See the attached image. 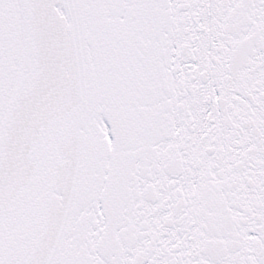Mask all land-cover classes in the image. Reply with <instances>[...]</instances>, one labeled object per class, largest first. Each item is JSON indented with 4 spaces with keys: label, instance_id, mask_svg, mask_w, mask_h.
Instances as JSON below:
<instances>
[{
    "label": "snow or ice",
    "instance_id": "obj_1",
    "mask_svg": "<svg viewBox=\"0 0 264 264\" xmlns=\"http://www.w3.org/2000/svg\"><path fill=\"white\" fill-rule=\"evenodd\" d=\"M0 264H264V0H0Z\"/></svg>",
    "mask_w": 264,
    "mask_h": 264
}]
</instances>
